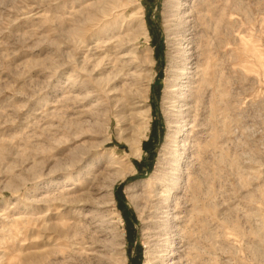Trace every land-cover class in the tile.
Segmentation results:
<instances>
[{
	"label": "rangeland",
	"instance_id": "rangeland-1",
	"mask_svg": "<svg viewBox=\"0 0 264 264\" xmlns=\"http://www.w3.org/2000/svg\"><path fill=\"white\" fill-rule=\"evenodd\" d=\"M107 1L0 0V264H264V0Z\"/></svg>",
	"mask_w": 264,
	"mask_h": 264
},
{
	"label": "bare ground",
	"instance_id": "bare-ground-1",
	"mask_svg": "<svg viewBox=\"0 0 264 264\" xmlns=\"http://www.w3.org/2000/svg\"><path fill=\"white\" fill-rule=\"evenodd\" d=\"M104 2V0H102V3ZM107 5H108V8H110V15H113V17H115L116 19L121 17V18H125L126 14H129L130 16V20H131V23L133 24V65L135 63V61H139V63L141 64L142 63V60H141V57L139 56L140 53H146V52H150V55L153 56V51L149 48H144V49H140L138 50V45H139V42L138 41H142L144 40L146 43L149 42L150 40V30H149V25L146 23L145 21V7H144V4H143V0H108L107 1ZM106 6V5H105ZM177 6V5H176ZM104 10V9H103ZM109 14V13H108ZM179 14H183V10L181 9L179 11ZM185 14V13H184ZM106 15V14H105ZM176 16V15H175ZM187 16L186 15H183L182 18L183 20L186 18ZM189 17V16H188ZM107 18V17H106ZM177 18V17H176ZM181 18V17H180ZM129 19V18H128ZM125 20V19H124ZM178 20V19H177ZM181 20V19H180ZM182 21V20H181ZM178 22V21H177ZM173 24H169L168 26L171 27ZM123 28V27H122ZM122 28L120 29V31H118L119 33L117 35H112L111 38L109 39V46L111 45L112 46V49H109L108 50H112L114 55L116 56V58H114L111 54L109 56V58H114V59H117L116 63L114 64L112 61V64H114V67L116 65L120 66V64H124L123 62H125L124 60H126L125 58H127V56H125V51L127 49V47L129 46V43L130 42H126V39H125V34L124 32H127L126 29L124 28L122 30ZM130 28V27H129ZM180 28V27H179ZM117 32V31H116ZM115 34V33H114ZM188 35V34H187ZM182 36V35H181ZM130 37V36H129ZM129 37L127 39H129ZM188 38V36H187ZM177 39V38H176ZM188 41V40H186ZM192 43V42H191ZM97 45V44H96ZM100 47V46H98ZM105 50V49H103ZM106 51V50H105ZM109 52V51H108ZM106 53V52H105ZM110 53V52H109ZM127 54V53H126ZM129 54V52H128ZM191 54V53H190ZM94 57V56H93ZM196 57V56H195ZM88 58V57H87ZM130 58V57H129ZM96 59V58H94ZM108 59V58H107ZM114 59H110V60H114ZM108 61V60H107ZM152 61H153V58H152ZM192 61V60H191ZM90 62V61H89ZM189 62V61H188ZM127 63V62H126ZM130 63V62H129ZM144 63V62H143ZM137 64V63H135ZM197 64V63H196ZM108 65V64H107ZM110 65V64H109ZM145 65V63H144ZM194 65V64H193ZM117 66V67H118ZM123 66V65H121ZM110 67V66H109ZM115 67V68H117ZM124 67V66H123ZM127 67V66H126ZM129 67V66H128ZM140 67V66H139ZM143 67V66H141ZM155 67V66H154ZM125 68V67H124ZM114 69V68H112ZM126 69V68H125ZM137 69V68H136ZM140 69V68H139ZM121 70V68H119V71ZM144 70V69H143ZM113 71H116L117 72V69H114ZM122 72L124 70H121ZM127 70H125L126 72ZM134 71V70H133ZM139 72L140 70H135V72ZM145 71V70H144ZM149 71V70H147ZM190 71V70H189ZM128 72V71H127ZM130 72V70H129ZM128 72V77H132V76H129L131 75L130 73ZM134 72V73H135ZM120 72L117 73V76ZM124 73V72H123ZM183 73V71H182ZM189 73V72H188ZM113 74V73H112ZM127 74V73H126ZM125 74V75H126ZM152 74V73H151ZM150 74V75H151ZM187 74V73H184V75ZM120 75V74H119ZM122 75V74H121ZM120 75V76H121ZM124 75V76H125ZM140 75L139 77L141 78V74H138ZM118 76V78L120 77ZM146 76V75H145ZM200 76V75H199ZM123 77V76H122ZM127 77V80H129ZM144 77V75H143ZM184 77V76H183ZM133 78V77H132ZM138 77L135 78V82H137V79ZM154 78V77H153ZM123 79H125V77H123ZM122 79V80H123ZM131 79V78H130ZM149 79V78H148ZM174 79V78H173ZM185 79V77L183 78ZM119 80V79H118ZM120 80H121V77H120ZM134 80V78H133ZM125 81V80H123ZM149 81V80H148ZM127 83V82H126ZM146 83V82H145ZM173 80H170L168 79L167 82H166V87H167V94L171 95V93H173ZM197 83V82H196ZM133 84H134V81H133ZM175 84V83H174ZM124 85H125V82H124ZM128 85V84H127ZM135 85V84H134ZM177 85V84H176ZM126 86V85H125ZM137 88H136V91L133 92V96H134V100L136 102H134V107H130L131 109L134 108V115L133 113H129L130 112V108H129V114H131V116L133 115V117H130V119H134L133 122L135 121L137 124H139V127H140V132L139 134L136 133V135H132L133 137L131 138V140L128 142V146L130 148V151H131V156L133 158H139L141 156V153H142V144H143V141L147 138V133L149 131V119H150V108L148 109V107L146 106V101L148 99V93H149V88H143L141 89L142 87V84L141 86L139 87L138 85H135ZM145 86V85H144ZM148 86V85H147ZM135 88V87H133ZM134 91V90H133ZM175 91V90H174ZM139 100V101H137ZM186 100V99H184ZM171 103V102H170ZM138 104V105H136ZM175 104V103H174ZM173 105V104H172ZM133 110V109H132ZM127 116V114H126ZM128 118V117H127ZM121 121V120H120ZM132 121V120H131ZM132 122V123H133ZM124 123V122H123ZM138 126V125H137ZM132 127H133V124H132ZM138 127V128H139ZM137 128V127H136ZM133 131V132H134ZM114 160V159H113ZM109 163V162H108ZM119 162H115L113 161L112 162V166L115 167L116 165H118ZM111 167V168H113ZM121 172V171H120ZM121 178H124L123 176ZM115 180V179H114ZM117 182V181H116ZM112 185V184H111ZM174 185V184H173ZM110 187V188H109ZM107 190V194L108 196L109 195H112V190L113 188L111 186H109ZM137 186H129L127 188V194L128 196L130 197L131 201L135 202L136 199L135 198V192L137 190ZM172 190V189H171ZM103 191V190H102ZM155 191V190H154ZM166 191V190H165ZM106 192V191H105ZM151 193V192H150ZM160 194V193H159ZM137 195V193H136ZM138 198V197H137ZM113 201V200H112ZM159 213V212H158ZM150 258V257H149ZM157 260V259H156ZM151 261V259L149 260ZM156 262V261H155ZM168 264V263H167Z\"/></svg>",
	"mask_w": 264,
	"mask_h": 264
}]
</instances>
